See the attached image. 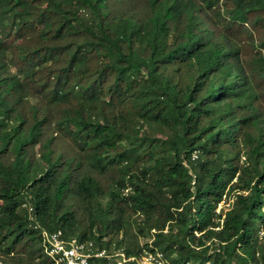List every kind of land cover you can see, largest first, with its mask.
<instances>
[{"label":"trees","instance_id":"1","mask_svg":"<svg viewBox=\"0 0 264 264\" xmlns=\"http://www.w3.org/2000/svg\"><path fill=\"white\" fill-rule=\"evenodd\" d=\"M137 215L264 264V0H0V264H53L36 224L138 255Z\"/></svg>","mask_w":264,"mask_h":264},{"label":"built area","instance_id":"2","mask_svg":"<svg viewBox=\"0 0 264 264\" xmlns=\"http://www.w3.org/2000/svg\"><path fill=\"white\" fill-rule=\"evenodd\" d=\"M197 155L198 152L195 151L193 158ZM38 226L41 229L45 256L53 264H167L159 250H145L138 255H127L124 250L100 248L93 240L66 238L61 230L48 231L36 224Z\"/></svg>","mask_w":264,"mask_h":264},{"label":"rangeland","instance_id":"3","mask_svg":"<svg viewBox=\"0 0 264 264\" xmlns=\"http://www.w3.org/2000/svg\"><path fill=\"white\" fill-rule=\"evenodd\" d=\"M233 200H223L221 201L218 206L216 212H218V210H226L227 208H229L232 205ZM142 216L141 215H137L133 218L132 223H131V229H130V233L132 238H134V240H136L139 245L143 248L144 252L145 250H150L151 246H152V240L154 238V230H147V228H144V233H141L140 230V226H142ZM261 236H264V230H261ZM262 242L264 243V237L262 238ZM114 247H112L111 249H113ZM123 250V249H120Z\"/></svg>","mask_w":264,"mask_h":264}]
</instances>
